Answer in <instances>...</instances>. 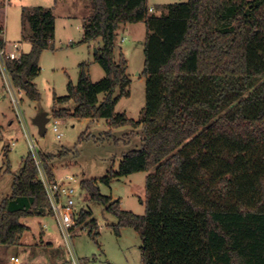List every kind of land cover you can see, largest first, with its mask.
<instances>
[{
	"label": "trees",
	"instance_id": "trees-1",
	"mask_svg": "<svg viewBox=\"0 0 264 264\" xmlns=\"http://www.w3.org/2000/svg\"><path fill=\"white\" fill-rule=\"evenodd\" d=\"M88 2L80 42L101 38L94 61L105 75L92 81L81 62L77 82L53 95L59 105L72 102V111L57 107L53 115L142 131L141 145L122 154L116 171L82 179L81 187L117 217L116 234L121 227L138 232L142 264H264V0H187L162 14L150 13L148 0ZM21 21L30 48L6 65L13 86L36 100L34 79L55 18L49 7L24 6ZM135 22L146 29L139 119L114 111L131 83L124 54L114 56L116 32ZM53 156L39 153L49 177ZM139 171L146 172L143 214L100 193L98 181ZM48 205L29 152L0 201V245L18 243L28 228L21 219L49 214ZM84 221L97 237L96 219L80 209L76 222Z\"/></svg>",
	"mask_w": 264,
	"mask_h": 264
},
{
	"label": "rangeland",
	"instance_id": "rangeland-1",
	"mask_svg": "<svg viewBox=\"0 0 264 264\" xmlns=\"http://www.w3.org/2000/svg\"><path fill=\"white\" fill-rule=\"evenodd\" d=\"M181 1L187 0H148V5L153 8L150 13L162 14L167 11L169 3ZM8 3L7 8L0 9L3 36L8 42L19 41L23 52H26L29 31L22 26V8L42 4L52 6L53 1L24 0L23 3L21 0H10ZM60 9L55 18L56 35L51 47L40 54V70L34 79L40 97L32 100L23 90L13 86L19 101L18 110L0 73V201L11 193L13 176L31 151L28 136L33 138L38 154L54 155L48 163L58 179L66 175H74L80 180L105 176L110 170L118 169L124 152L141 145V127L124 125L109 128L104 118L91 120L67 115L59 117L61 138H56L50 130L55 108L67 107L69 112L73 109L72 102L55 103L53 95H65L67 82H77L79 64L87 63L92 81L103 77L101 66L94 61L96 48L92 44L79 43L81 33L76 25L80 19L63 14L75 9L74 3H65ZM145 33L143 22L127 23L126 27L117 29L115 37L114 56L117 59L120 51L124 54L131 83L129 96L122 97L114 111L133 119L140 118L145 104V76L142 73ZM102 97L103 93L99 94L98 98ZM40 112H46L48 117L44 135L38 134L33 123V118ZM145 175V171L134 172L113 179L109 184L98 181L97 186L101 194L119 199L122 209L143 214ZM75 207L89 210L97 221L99 231L97 237L89 235L85 221L77 223L71 231L72 250L84 264H142L141 239L135 229L121 227L116 234L112 226L117 223V217L108 212L103 204L91 200L84 188L78 189ZM45 215L21 219L28 227L21 234V244L0 245V262L9 260L11 255L17 256L21 264H66L69 261V250L54 217L50 213Z\"/></svg>",
	"mask_w": 264,
	"mask_h": 264
},
{
	"label": "built area",
	"instance_id": "built-area-1",
	"mask_svg": "<svg viewBox=\"0 0 264 264\" xmlns=\"http://www.w3.org/2000/svg\"><path fill=\"white\" fill-rule=\"evenodd\" d=\"M8 1L9 0H0V5H2V7H6ZM152 9V7H149V11H152ZM3 32L4 29H0V73L4 78L6 89L11 96V101L19 110V101L13 91V84L6 62L8 60H18L21 57L23 50L19 41H6L3 36ZM58 124L59 117H55L51 123L50 130L55 133L56 138L59 139L61 138L62 133L59 132ZM28 141L31 150L30 152L38 170V178L43 184L48 199L49 213L54 217L63 242L69 250L70 259L67 264H84L83 260L78 258L73 252L70 242L71 231L76 226L79 212V210L75 207V197L78 193V189L81 187V180L74 175H66L61 179H58L55 175L53 177H49L35 148L33 138L28 136ZM11 260L18 263L17 257L12 256Z\"/></svg>",
	"mask_w": 264,
	"mask_h": 264
},
{
	"label": "crops",
	"instance_id": "crops-1",
	"mask_svg": "<svg viewBox=\"0 0 264 264\" xmlns=\"http://www.w3.org/2000/svg\"><path fill=\"white\" fill-rule=\"evenodd\" d=\"M23 3H24V0H21ZM53 1V5L52 6H48L46 4H42L40 6H43V7H49L51 8L52 10V13L54 15V18H56V13L58 11H60L61 7L64 6V4L66 3L67 5H70L71 3H74V8L72 11L71 10H67V12L63 13L66 17H71V16H74L75 19H80V21L77 23L76 27L79 29L81 35H80V38H79V43H82V44H92L96 49H98V47L101 46V38L98 37L96 39H93V40H90V41H87V42H80L81 38H82V22H83V19L85 17H87L89 14H90V7H89V2L88 0H52ZM10 2V0H9ZM9 4V3H8ZM46 5V6H45ZM7 8V6H6ZM5 8V10H6ZM68 20V19H67ZM127 24V23H126ZM126 24H120L118 29L120 28H124L126 27ZM81 26V27H80ZM56 29H57V26H56V20H55V32H54V36L56 35ZM91 45V46H92ZM29 48H30V44H29ZM28 48V49H29ZM27 49V51H28ZM122 52V51H121ZM95 54V53H94ZM97 63V62H95ZM103 70V69H102ZM89 71V69H88ZM103 72V76L105 75L104 73V70L102 71ZM90 74V72H89ZM99 74V73H98ZM100 77H102L101 73L99 74ZM101 94V93H100ZM99 96V95H98ZM100 99V98H99ZM81 119H91V118H81ZM92 120V119H91ZM55 175V174H54ZM114 199V198H112ZM49 215V214H48ZM43 216H46V215H43ZM41 216V217H43ZM18 244H21L20 241L18 242ZM17 257V256H14V255H11L9 260H5L3 263L0 262V264H21L19 263V259H18V263L17 262H14L11 260V257ZM18 258V257H17ZM26 264V263H25ZM27 264H34L33 262H30V263H27Z\"/></svg>",
	"mask_w": 264,
	"mask_h": 264
},
{
	"label": "water",
	"instance_id": "water-1",
	"mask_svg": "<svg viewBox=\"0 0 264 264\" xmlns=\"http://www.w3.org/2000/svg\"><path fill=\"white\" fill-rule=\"evenodd\" d=\"M96 52L97 49H95L94 53ZM47 121H48V117L46 112H40L33 118V123L36 125L39 135L45 134Z\"/></svg>",
	"mask_w": 264,
	"mask_h": 264
}]
</instances>
